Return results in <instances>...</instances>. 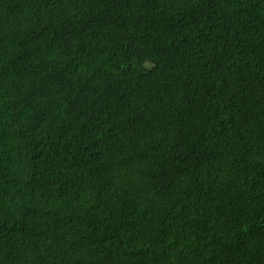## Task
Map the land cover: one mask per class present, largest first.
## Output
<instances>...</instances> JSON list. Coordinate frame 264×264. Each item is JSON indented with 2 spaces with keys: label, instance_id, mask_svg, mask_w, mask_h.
Returning a JSON list of instances; mask_svg holds the SVG:
<instances>
[{
  "label": "trees",
  "instance_id": "16d2710c",
  "mask_svg": "<svg viewBox=\"0 0 264 264\" xmlns=\"http://www.w3.org/2000/svg\"><path fill=\"white\" fill-rule=\"evenodd\" d=\"M0 264H264V0H0Z\"/></svg>",
  "mask_w": 264,
  "mask_h": 264
}]
</instances>
